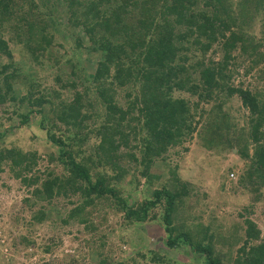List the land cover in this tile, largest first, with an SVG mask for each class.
I'll return each mask as SVG.
<instances>
[{
    "label": "trees",
    "instance_id": "trees-1",
    "mask_svg": "<svg viewBox=\"0 0 264 264\" xmlns=\"http://www.w3.org/2000/svg\"><path fill=\"white\" fill-rule=\"evenodd\" d=\"M188 46L201 60L208 51L218 54L196 79L191 69L202 61L187 66V57L179 53ZM51 48L62 50L57 54ZM88 55L95 57L94 70L83 75L78 66ZM239 58L247 62L245 72L264 61V0H0V116L10 109L21 126L35 121L48 147L43 157L0 145V174L19 181L25 190L22 202L30 210L36 207L28 226L55 211L57 223L77 226L73 239L82 241L71 254L58 250L52 239L37 246L29 234L19 243L25 249L35 245L39 253L65 264H125L110 252L109 224L149 222L161 226L163 246L197 258L199 264H264V237L253 220L234 223L225 236L219 230L208 232L210 225L189 227L180 219L188 183L175 171L165 186L155 185L149 197L140 199L135 194L139 179L132 175L136 171L145 180L143 188L148 186L154 178L148 172L152 162L195 130L187 101L171 96L175 89L197 97L194 109L199 99L235 95L248 111L244 125L236 127L222 113L217 123L206 124L211 136L203 146L221 144L210 141L217 140L218 129L234 134L236 147L233 141L226 145H233L244 161L239 180L259 181V186L264 182V85L231 84ZM63 65L69 78L61 73ZM34 69L44 71L46 86L35 83ZM78 79L82 91L76 88ZM14 82L21 84L20 90H14ZM116 88L132 95L123 107L113 99ZM96 118L98 123L88 127ZM86 141L97 159L84 154ZM121 148L126 150L119 152ZM122 155L137 164L127 180ZM43 160L47 165L40 170ZM56 199L62 200L59 207ZM109 215L116 220H108ZM214 243L229 249L239 245L231 256L230 251H214ZM137 253L149 264H164L159 250Z\"/></svg>",
    "mask_w": 264,
    "mask_h": 264
},
{
    "label": "rangeland",
    "instance_id": "rangeland-1",
    "mask_svg": "<svg viewBox=\"0 0 264 264\" xmlns=\"http://www.w3.org/2000/svg\"><path fill=\"white\" fill-rule=\"evenodd\" d=\"M251 30L256 33L259 29L256 24H253ZM84 43L89 44L86 41ZM190 49L189 47V50L179 51L180 54H184L187 57V60L184 61L187 66L189 63L193 64L196 60H201L200 54ZM52 50L58 54L62 49L56 48ZM14 57H16V54H14ZM94 58L92 55H88L85 58L86 61L82 63V67L81 65L78 66L79 68H83L81 74L87 75L93 72ZM217 59L218 54L214 55L208 51L202 56V65L193 66V69H191L194 71L192 72V77L196 79L199 69L203 65H207L210 60L216 61ZM246 66V60L239 58L236 61V75L231 79V84L235 86L237 83H241L243 87L262 88L264 80L260 76L264 75L262 72L264 61L247 72H245ZM60 69L63 76L69 78V68L63 65ZM34 71L33 79L35 83L46 86L49 79H43L42 75L44 71L40 69H34ZM77 81L76 88L78 91H82L81 83L83 81L80 79ZM90 83L92 84V82ZM13 88L18 91L21 89V84L14 82ZM116 91L117 93L113 99L116 100L118 105L125 106L128 100L132 98V95L126 97L123 88H116ZM63 96H65V93H63ZM171 96L187 101L186 104L190 106V112L193 114L192 119L195 122V130L188 134V137L186 135V140L182 141L181 144L170 148L167 152L161 153V156H164L163 158H156L152 162L148 172L153 174L154 178L144 188V178L139 177L136 171H134V174L132 173L134 166L137 164L122 155L123 165L128 166V172L125 176L126 180L132 175H135L133 176L134 178L139 179V185L135 192L136 196L138 199L142 196L149 197L155 185L157 187L165 186L167 180H171V171H175L182 180L188 183L189 188L188 195L184 199L185 203L181 207L184 213L181 214L180 219L184 220V224L189 227L192 224H195V226L200 224L202 226L210 225L208 232L216 234L217 230H219V233L223 232L224 235L225 232L230 233L231 230L229 228L231 225L234 223L243 224L242 219L247 217L253 220L260 229L261 236L264 237V182L259 186V181H257L258 183L255 180L248 182L246 178L239 180V176L243 175L244 161L239 159L236 154V149L233 147V145L236 147L234 134L227 135L223 130L218 129L217 140H215L216 138L209 140L221 144H218L215 148L205 147L208 144L206 142L207 138L211 136L210 132L204 130L207 123L211 126L214 120L216 123L218 122V116L222 113H227L229 120L236 122V127L242 126L244 125V118L248 115L247 109L240 105L235 95L229 99H225V97L219 95L206 100L199 99L197 109L193 108V102L198 100L195 95H191L184 90L178 91L174 89L171 91ZM218 103H220L219 109L215 107ZM97 118L93 123L92 120L91 123L88 121V127L93 124L96 125L100 120ZM35 123L34 121L31 125H19V118L14 117V115L12 116V111L9 109L0 116V145L6 147L16 146L23 151L34 150L44 157L42 154L48 150L45 144L46 138L42 132L33 126ZM141 134L142 132L138 133V135ZM227 141H233L232 143L234 144L226 145ZM133 142V140H130V145ZM223 143L225 146H223ZM84 148L86 150L84 154H90L93 159H97L95 153L92 152L93 145H91V141H86ZM125 150L121 148L119 152ZM44 160L42 165H38L40 170H42V166L47 165V162ZM50 164L48 166L52 167V164ZM140 167L141 164L136 168L140 169ZM57 169H59V166L55 167V170ZM131 173L132 175L130 176ZM139 189H144V191H140ZM24 192L25 190L19 185V181L7 176L5 172L0 174V264H65L58 262V259L53 255L39 253L37 246L42 243H49L50 239H52L57 244L58 250H63L64 253L71 254L73 253L72 250L78 244L80 246L82 242L80 238L73 239V234L76 233L74 227L77 228V226L58 224L54 215L55 211L47 213L41 223L37 225L32 224L31 227L28 226L29 224L27 225L26 223L36 207L30 210L22 202V198L25 196ZM53 203L59 207L62 200L58 201L56 199ZM108 220L115 221L116 218L109 215ZM117 221L120 222V219H117ZM109 226H111L109 228L111 231L107 236V241L111 247L110 252L115 256L114 258L125 261V264H131L133 262L135 264H149L142 260L140 255H137V252L146 253L148 248L159 250L165 256L164 264H171L168 261L169 259L177 262L186 260L191 264H199L197 258L185 257L180 252L169 250L163 246L162 234L164 232L161 231V226L158 224L146 222L141 226L137 224L126 227H119L116 224H109ZM25 234L32 236L37 246L33 245L25 249L18 241ZM238 245L239 243H236L235 247ZM234 248L229 249L223 244L214 243V251L221 254H226V252L230 251L231 256H234ZM29 252L33 253L30 255ZM132 256L136 257L133 262L130 260ZM82 263L87 264L86 260H82Z\"/></svg>",
    "mask_w": 264,
    "mask_h": 264
},
{
    "label": "clouds",
    "instance_id": "clouds-1",
    "mask_svg": "<svg viewBox=\"0 0 264 264\" xmlns=\"http://www.w3.org/2000/svg\"><path fill=\"white\" fill-rule=\"evenodd\" d=\"M230 175H232V174H230Z\"/></svg>",
    "mask_w": 264,
    "mask_h": 264
}]
</instances>
